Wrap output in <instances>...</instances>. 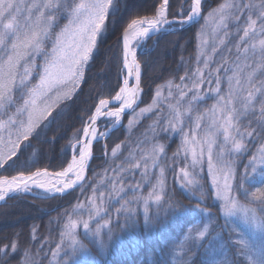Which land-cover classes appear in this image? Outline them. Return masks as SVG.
I'll return each mask as SVG.
<instances>
[{"label": "snow or ice", "instance_id": "6c2138e0", "mask_svg": "<svg viewBox=\"0 0 264 264\" xmlns=\"http://www.w3.org/2000/svg\"><path fill=\"white\" fill-rule=\"evenodd\" d=\"M193 25V63L181 55L183 74L156 85L140 107L145 69H160L141 59L148 42ZM97 61L115 66V84L90 83ZM149 117L135 147L128 137L108 152L113 131L131 133ZM65 136L58 169L38 166ZM96 144L108 164L100 173ZM4 172L15 174L0 175V202L77 190L84 199L59 213L54 248L45 237L33 251L23 227L0 235V264H105L101 254L120 233L163 230L189 216L199 222L152 264H264V0H217L206 14L204 0H0ZM28 230L36 241L39 226Z\"/></svg>", "mask_w": 264, "mask_h": 264}, {"label": "trees", "instance_id": "16d2710c", "mask_svg": "<svg viewBox=\"0 0 264 264\" xmlns=\"http://www.w3.org/2000/svg\"><path fill=\"white\" fill-rule=\"evenodd\" d=\"M133 2L138 6H142L143 4V0H133ZM216 3L217 0H204L205 14L211 7L215 6ZM127 15L128 13H125V17H127ZM201 23H203V21H201ZM198 30L199 25H193L191 27L185 26L183 31L161 38L158 45L155 43V40L148 42V46H150L152 50L150 52H146L141 59L147 58L150 61H155V64L159 65L160 69L159 71H153L152 67L145 69L143 76L145 93L140 107H144L146 104L150 103L152 95L151 90L155 89L156 85L164 83L171 76H175L178 79L179 75L183 74V68L177 70V65L181 55L184 56L185 60H187L189 64L193 63L195 57V46L197 44L196 32ZM112 39L113 37L110 34L109 42H111ZM171 41H177V43H170ZM181 46H183V48ZM90 72L100 74L95 77V81H90V83L105 80L111 82L112 84L116 83V69L114 65L111 68H108L101 62L97 61V63L93 65ZM85 93H87V85H85ZM89 103H92V101H89ZM211 103L212 100H208L204 106H208ZM72 115H75V112H73ZM128 118V116H125L123 121L124 125H127ZM151 122V117L143 119L142 123L135 127L131 133L126 132L124 127L113 131L106 141L108 152H111V149L115 146V144L125 141L128 137L131 138V146L135 147V141L138 138H142L143 133L146 131L147 126ZM102 124L104 123L102 122L100 124V130L105 128ZM74 126H79L78 122H76ZM71 131L72 129L68 130L67 136L71 135ZM49 135H51V133H49ZM67 136L61 139L49 153L53 159H51V161L44 160L38 166H48L50 163L52 165L50 170L58 169L59 157H57V152L61 145L67 143ZM177 142H173L171 144V147L169 148V155H171V152L176 148ZM255 147L256 146H253V150H255ZM94 151L96 158L92 161V168L98 173L103 172V170L108 167V164L105 162L101 144H96ZM127 151L128 149H124L125 155L127 154ZM10 174L15 173H0V175ZM91 174L92 173L90 171L89 176H91ZM168 182L170 186H175L171 173H169ZM90 194L91 193L89 191L85 195ZM77 197H79V199H84V196L79 195L78 190L69 196L56 200H40L34 199L31 196L22 200L8 199L6 202L0 204V235H11V233L17 228L23 227L24 234L21 238L22 243L30 244L33 251H36L39 248L41 241L45 237L50 239V247L54 248L55 243L59 242L58 233L60 225L57 224L56 218L64 209H70V205L75 203ZM181 199H184V203H188L187 199L183 197H181ZM211 211L215 212L216 209L211 208ZM50 220L51 223H49ZM198 222V217L189 216L186 219L171 222L163 230L147 232L142 227H137L134 230L125 231L120 233V243L110 246L106 252L101 254V257L105 261V264H152V261L156 258V254L159 253L162 248L179 242L189 223L195 224ZM33 223L39 226V231L37 233L38 239L34 242L30 241V234L28 230L29 226ZM62 223L63 220L60 221V224ZM113 223L115 224V219ZM79 232L80 238L84 240L86 244H89V239H85L83 236L82 228L79 229ZM89 246L91 247V244H89ZM45 250L47 251V246ZM93 252H96L95 248H93ZM50 257L49 252L48 258L50 259ZM101 257H97V259H100ZM47 262L48 261H44V264H47Z\"/></svg>", "mask_w": 264, "mask_h": 264}, {"label": "rangeland", "instance_id": "374dc122", "mask_svg": "<svg viewBox=\"0 0 264 264\" xmlns=\"http://www.w3.org/2000/svg\"><path fill=\"white\" fill-rule=\"evenodd\" d=\"M165 94H166V92H165ZM103 125H104V124H102V126H103ZM104 130H105V128H104V129H102L101 131H104ZM50 259H51V257H50ZM50 259H49V260H50ZM47 264H48V262H47Z\"/></svg>", "mask_w": 264, "mask_h": 264}, {"label": "water", "instance_id": "95a60500", "mask_svg": "<svg viewBox=\"0 0 264 264\" xmlns=\"http://www.w3.org/2000/svg\"><path fill=\"white\" fill-rule=\"evenodd\" d=\"M1 203V202H0Z\"/></svg>", "mask_w": 264, "mask_h": 264}]
</instances>
